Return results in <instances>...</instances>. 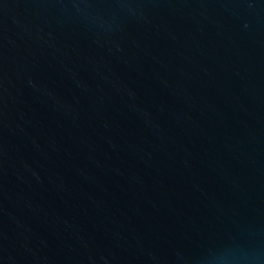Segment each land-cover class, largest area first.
Masks as SVG:
<instances>
[{"label":"water","instance_id":"1","mask_svg":"<svg viewBox=\"0 0 264 264\" xmlns=\"http://www.w3.org/2000/svg\"><path fill=\"white\" fill-rule=\"evenodd\" d=\"M0 264H264V0H0Z\"/></svg>","mask_w":264,"mask_h":264}]
</instances>
